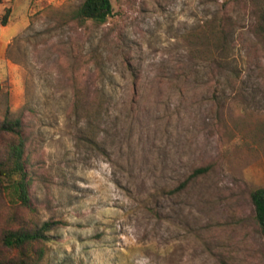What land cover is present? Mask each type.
<instances>
[{"label": "rangeland", "instance_id": "1", "mask_svg": "<svg viewBox=\"0 0 264 264\" xmlns=\"http://www.w3.org/2000/svg\"><path fill=\"white\" fill-rule=\"evenodd\" d=\"M111 1L105 22L83 25L70 16L83 0L0 3L2 113L23 120L31 197L27 208L0 193V233L56 221L41 264H264L250 197L264 186V56L251 12Z\"/></svg>", "mask_w": 264, "mask_h": 264}, {"label": "trees", "instance_id": "2", "mask_svg": "<svg viewBox=\"0 0 264 264\" xmlns=\"http://www.w3.org/2000/svg\"><path fill=\"white\" fill-rule=\"evenodd\" d=\"M240 3L246 7L254 19L253 33L257 39L256 44L260 53L264 56V0H228ZM3 0H0V3ZM11 12L6 7L1 18V23L6 24ZM113 14L111 0H83L81 4L70 12L71 19L83 25L91 20L102 23ZM216 46L223 49L226 39V27L222 24L214 27ZM261 45V46H260ZM79 95L74 102L78 107ZM3 94L0 85V138L4 140V148L0 150V193L6 194L11 201L21 207L31 208L29 194L28 172L26 169L23 120L19 116H10L2 113ZM209 166H200L193 169L190 177L204 175ZM187 179L182 181L184 186ZM251 202L254 207L255 219L264 234V186L252 190ZM56 221H43L32 228H7L0 233V264H41L44 256L43 243L49 241L48 232L52 230Z\"/></svg>", "mask_w": 264, "mask_h": 264}]
</instances>
